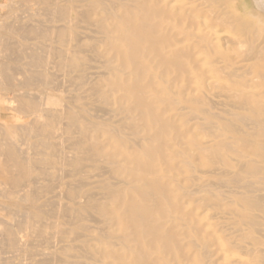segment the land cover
Masks as SVG:
<instances>
[{
	"label": "bare ground",
	"instance_id": "6f19581e",
	"mask_svg": "<svg viewBox=\"0 0 264 264\" xmlns=\"http://www.w3.org/2000/svg\"><path fill=\"white\" fill-rule=\"evenodd\" d=\"M17 8L30 42L7 47L6 65L25 75L20 111L34 116L14 130L27 149L0 129L13 264L35 243L59 244L36 264H264V0ZM53 69L72 83L66 101L48 92Z\"/></svg>",
	"mask_w": 264,
	"mask_h": 264
},
{
	"label": "rangeland",
	"instance_id": "374dc122",
	"mask_svg": "<svg viewBox=\"0 0 264 264\" xmlns=\"http://www.w3.org/2000/svg\"><path fill=\"white\" fill-rule=\"evenodd\" d=\"M239 1L240 0H238V2ZM245 1H246V3L250 4V0H245ZM18 5H19V0H0V61H2V60L4 61L6 59L5 60L6 62L5 61L4 62L3 61L0 62V67L2 68V69L0 68V129L2 130V131L1 130L0 131L3 132V133L8 134L11 138L15 137L14 140L17 141L18 144H20L19 147L25 149L28 145H26L24 143L22 144V141L19 140V138H18L19 137L18 133L14 132V130L16 128L17 130H15V131L19 132V134H20V130H18L19 127H16V125L18 126L19 124H25L26 122H28V121L30 122L31 120H33V117H32V116H34L33 114L25 115L24 113H21V111H20L21 109L28 107V105H25V104L22 105V103L20 101H21L22 98H24V96L25 97L29 96L27 94V93H29V91H28L29 87L21 86L22 82L25 80L24 79L25 75L22 72H20L21 69H18V66H16L13 62H10L11 63V65L9 64L10 66L6 65L7 60H9L8 59L9 55H8L7 47L9 48L11 45H14L15 47H17V46L20 47L21 50L24 49V48H28L29 47V42H30L29 39H26L25 37H22V36L20 37V36L15 34V31L17 30L16 27L18 26L17 23L21 22L20 19L17 18V14L18 13L15 14V11H17V9H18L17 8ZM238 6L240 7L239 10H241V12H243V9L241 8L240 3H238ZM23 16H24V14H23ZM86 54H89V53H86ZM5 56H6V58H5ZM89 63H90L89 70H90V72L93 73V76H96V74H100L102 72L100 70L101 67L99 66L98 62L92 60ZM2 65L5 66V68H3ZM96 66H98V67H96ZM6 68H7V70H6ZM14 68H16L18 70H16V69L14 70ZM9 69L11 70V73H13V71L15 73H13V74L9 73L8 72ZM3 70H4V72H3ZM5 71H7V74L5 73ZM52 72L54 74V77H57V79H56L57 83L56 82L54 83V84L57 85V90H56V85L53 84L52 88H50L51 85L48 87L52 91L48 90V92H50V93L52 92V94H55L58 97H60V98H62L63 100L66 101L72 94L75 93V91H74V89L72 87V83L70 82L67 74L65 75V71H62L60 69L59 70L58 69H53ZM16 73H18V75ZM60 73H62L64 75L62 76V74H60ZM5 74H6V76H5ZM9 74L13 75V76L11 78H8V77H10ZM15 74L17 76L20 75L19 78ZM14 76H16V77L14 78ZM63 77H64V80H63ZM16 78H18V79L16 80ZM22 79H23V81H22ZM60 79H61V82H60ZM58 84L61 85L62 87L60 86V88H59ZM65 85H66V87H65ZM192 86H193V84H192ZM61 88H62V91H61ZM63 88H64V90H63ZM70 88H72V89H70ZM22 90H24L25 92L22 91ZM55 91H58V92L55 93ZM70 91H71V94H70ZM32 92H34V91H32ZM66 93L69 94V95H67ZM18 94H19V96H18ZM14 96H16L17 98L16 99H12V98H15ZM21 96H22V98H21ZM213 98H214V106H215L214 110L217 111V110H219L218 108H221V105L218 103L219 102L218 98H216V97H213ZM11 100H13V102ZM15 100H17V101H15ZM217 104L219 106H217ZM92 107H93L92 112L94 114H96V115H99V114L101 115L102 114V112L99 110V107H98L97 104L95 105V103H94V105ZM28 109H29V107H28ZM25 116H27V117H25ZM17 135H18V137H16ZM64 135L65 134L62 133V136H64ZM4 138H5L4 135L0 136V139L4 140ZM13 138H12V140H13ZM63 143L64 144H62V146H63L64 153L67 155L68 152H69V154H70V149L67 147L66 142H63ZM30 151H31V149L29 147V153H32V151L31 152ZM55 190L57 191V194H56L57 195V199L62 201V202H67L66 199L64 197H62L63 194H61V196H59V194H58L59 191L57 189H55ZM262 194H264V191L262 192ZM47 196H50V195H47ZM1 212H3V211H1ZM263 226L261 228V234L262 235H264V227ZM227 232H229V231H227ZM35 244L33 246L34 250L32 251L33 254H34V257H33V254L32 255L29 254V258H31V259H29V264H32V263L36 264V263L40 262L41 260L45 259L46 254H44V253H46V252L48 253V252H50V250L51 251L53 250L52 248H54V247L57 248L59 246V244H57L55 246L53 244H51L52 247L50 246L47 249V247L39 246L38 243H37L38 245L37 244L35 245ZM4 248L5 247L3 245L2 246L0 245V259L3 258L0 261H6V262L9 261L11 264H13V261H15L17 263V260L14 259L13 256H11L12 254L6 248H5L6 251H4ZM35 248H36V250H35ZM46 250H48V251H46ZM41 251H43L44 253L41 252ZM9 255L11 256V258H9L10 257ZM39 255H41V256H39ZM5 258L6 259H10V260H4ZM49 261H47L49 264H50V262H51V264H53L52 260L50 262ZM48 263H46V264H48ZM54 264H57V262L56 263L54 262Z\"/></svg>",
	"mask_w": 264,
	"mask_h": 264
}]
</instances>
